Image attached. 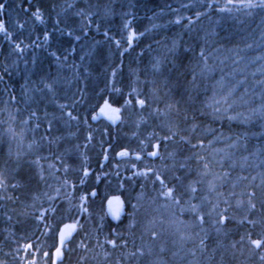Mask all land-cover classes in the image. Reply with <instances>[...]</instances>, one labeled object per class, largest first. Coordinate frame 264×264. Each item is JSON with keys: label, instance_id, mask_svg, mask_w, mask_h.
Here are the masks:
<instances>
[{"label": "trees", "instance_id": "trees-1", "mask_svg": "<svg viewBox=\"0 0 264 264\" xmlns=\"http://www.w3.org/2000/svg\"><path fill=\"white\" fill-rule=\"evenodd\" d=\"M225 2L0 0V264H51L43 253L69 218L78 229L57 264H261L264 249L233 244L264 234V9L220 11ZM106 99L121 108L117 127L92 119ZM26 124L39 131L26 140L35 147L7 143ZM156 174L179 205L158 207L166 188ZM109 196L125 202L117 220Z\"/></svg>", "mask_w": 264, "mask_h": 264}, {"label": "snow or ice", "instance_id": "snow-or-ice-1", "mask_svg": "<svg viewBox=\"0 0 264 264\" xmlns=\"http://www.w3.org/2000/svg\"><path fill=\"white\" fill-rule=\"evenodd\" d=\"M5 8V4H0V12L3 11V9ZM233 8H236L237 10L240 9H254V8H261L264 9V0H226L225 5L223 8L220 9V11H228L231 12ZM24 11H27V9H24ZM33 15H35L36 19L39 20L40 19V15H39V10L37 9V11L35 13H33ZM197 15H199V13H197ZM177 23H179V20H177ZM21 27H23V25H21ZM125 27H128L127 24H125ZM0 32H4L6 36H8V32L6 29V24L3 20H0ZM134 33H130L128 36V43L129 45H131L132 43V39H133ZM45 39H47V35H45ZM118 46H119V42H117ZM248 47H251V45H247ZM16 47L19 49L20 45L17 44ZM201 55H203V53H201ZM257 59H260V57H258ZM113 75H115V73H113ZM260 83L264 84V81H261ZM231 93H228L227 96L223 97V100L225 103L228 102V96H230ZM125 105H129L132 103L131 100H125ZM136 104H138L141 108L144 107L146 101L144 99H137L135 101ZM217 104L220 103V101H216ZM229 107H231V105L229 104ZM108 110V112H106L105 110ZM101 114H105L107 115V118L109 120H112L113 122H115L116 120H119L120 117V113H121V108L120 107H112V105L109 103V101L106 99L104 100V104L103 106L100 107L99 109ZM215 111H220L219 108H216ZM110 113V114H109ZM34 115V113H33ZM69 117H71L72 119H76L75 116H72V113H68ZM97 117L96 115L92 116V119L95 120ZM229 119H234V117H229ZM171 137H164L163 139H170ZM89 139H91V136H89ZM143 143V142H142ZM193 147H195V145H193ZM152 148L154 149L153 151L148 152L147 154L149 156L155 157L158 155V148H159V144H153ZM119 156H127L128 152L127 151H121L120 153H118ZM141 157L139 155H137L136 159H140ZM200 159H203L202 157H200ZM133 167H135V165H133ZM183 167V166H182ZM209 166L206 163L204 165V168L207 169ZM149 171H151L149 169ZM205 175L207 173H204ZM85 175H87V171H85ZM155 179L157 181L160 182L162 188H166V191H162L161 195L166 197L167 199L173 200L177 205L180 204V198L179 196H177L176 193V188L175 187H167L165 185V181L161 178V176L159 174L155 175ZM176 180H179L180 177H175ZM241 179H247L246 177H242ZM253 179H255V177H253ZM3 184V181L0 180V185ZM215 185L212 184L211 182H209V189L212 190L214 189ZM58 191V190H57ZM190 191L192 193H195L197 191V189L195 187H191L190 186ZM93 195H96L95 192L92 193ZM249 196V206L250 208H255V204L252 203V198L256 196V193L253 192H249L248 193ZM81 199L83 200L84 197H81ZM113 201H116L120 207H123V202L120 201L119 197H112L111 199L108 200V209L109 212L112 214V216L114 218H118L119 214H120V209H117L115 211H113L112 209V204ZM136 206L133 205V208H135ZM192 211L196 212L198 206L197 205H192L191 206ZM55 211V209H54ZM81 211H87L86 208H81ZM201 223H203V217L202 216H198L197 217ZM226 219V217L221 216L220 217V223H223L224 220ZM249 223L255 225V221H248ZM79 224V221H76L72 224L69 223H63V226H59L57 225V236H58V242L54 243L52 247H54L55 251L51 252L50 251H45L43 253L44 257H49L51 259V264H57V261L60 260V258L63 256V249L66 246V241L68 240L69 237L72 236V232L75 231V229L77 228ZM71 230V231H70ZM152 236L155 237L156 233L153 232ZM244 237H241V240L243 241ZM248 242L251 246H253L254 249L260 250V249H264V234L259 235L257 238H252V234L249 233L248 234ZM107 243L111 244L113 247H115V241L113 240H109L107 241ZM33 247L32 244H25L24 245V249L25 251H29L31 250ZM259 260L261 262V264H264V252H262L259 255ZM26 264H38V261L33 259L31 261H27Z\"/></svg>", "mask_w": 264, "mask_h": 264}, {"label": "rangeland", "instance_id": "rangeland-1", "mask_svg": "<svg viewBox=\"0 0 264 264\" xmlns=\"http://www.w3.org/2000/svg\"><path fill=\"white\" fill-rule=\"evenodd\" d=\"M112 1H115V0H112ZM64 11H65V9H63ZM62 10V11H63ZM102 10V12H104V8H102L101 9ZM89 13H87L89 16H91V18H95V19H98V17H97V12L98 13H100V10L99 11H97L96 10V7H92V9H90L89 11H88ZM106 14H109V13H102L101 15H106ZM96 15V16H95ZM100 17V16H99ZM89 26H86V27H84V29L85 30H87V28H88ZM89 33H90V30L88 29L87 30ZM96 32V30L95 29H93V33H95ZM40 45V46H39ZM34 46H35V48L37 49L35 52H37V53H39V52H45V50L42 48V46H41V44H38L37 42L34 44ZM40 47H41V51H40ZM85 47V51H87L88 50V47H89V49H90V47H91V44H87L86 43V45L84 46ZM28 97H29V95H28ZM101 106H103V104L102 105H100L99 107H98V109L96 110V112L94 113V114H92V116L93 115H96V119L95 120H97L98 122H101V121H103V122H105V123H111L112 125H114V127H117V125L120 123V121H121V118L119 119V120H116L115 122H113L112 120H109L108 118H107V115H105V114H101L100 113V111H99V109H100V107ZM112 107H114V106H112ZM106 112H108V110L106 109L105 110ZM110 114V113H109ZM120 117H121V113H120ZM42 118H44V117H41V120H42ZM25 122V121H24ZM45 123V125L46 124H48L47 123V121H45L44 122ZM27 124H29V122H28V120H27ZM27 124L25 125V127H24V132L22 131V132H19V130H15V129H12L11 130V132L9 131V132H7L6 133V141H7V143H10V144H12L13 142H16V144H20V146L22 145V146H26V147H28V148H33V147H35V140L34 141H32L31 143H29V141L27 142L26 140L29 138V135H35V134H38L39 133V131H37V130H34V128H29V127H27ZM35 126H36V123L34 124ZM79 129V128H78ZM74 130H76V128L74 129ZM73 134H75V132H73ZM4 139V140H5ZM29 140H30V138H29ZM42 141H43V143H44V145H45V148H42V149H47L46 148V145H47V143H46V141L44 140V139H42ZM41 143L42 142H40V146H41ZM15 144V145H16ZM25 147V148H26ZM39 148V147H38ZM13 149V148H12ZM36 149V148H35ZM26 152H27V150L26 149H24ZM128 155H130V154H128ZM141 158H142V155H139ZM123 158H125V157H128V156H122ZM136 157H137V155H135L133 158L134 159H136ZM159 157V155H157V156H155V157H152L151 156V158H153V160L154 159H157ZM140 158V159H141ZM140 161V160H139ZM142 171H136V173H141ZM53 173H55V172H53ZM134 173H135V171H134ZM54 178H55V176H54ZM61 191H60V193L62 192V193H65L67 196H70V194H71V189H68L67 190V188L66 187H64V186H62L61 188H59ZM81 197H84V199L82 200L81 198L78 200V198H79V196L78 197H76V200H77V202H76V205H75V207H77L78 206V212H85V211H81V208H86L87 207V202H86V198H85V196H81ZM115 197H118V196H115ZM112 198V196H109L106 200V202L104 203V209H105V212H106V215L110 218V219H118V218H114L113 216H112V214L109 212V209H108V200L109 199H111ZM161 198V204L159 203L158 204V207H160L161 205L162 206H164V204H167V201H166V197H160ZM71 200V199H70ZM41 201H42V199H41ZM38 202V200H36V199H33V205H34V207H35V209H38V207L39 206H42V202ZM120 201H122L123 202V207L121 208L120 207V205L116 202V201H113V204H112V209H113V211H115V210H117V209H120V214H119V216L118 217H120L121 215H123V213L125 212V210H126V207H125V202H124V200L123 199H120ZM64 202V201H63ZM36 204V205H35ZM69 204H72L73 205V203H71V201L70 202H66V206L67 205H69ZM78 204V205H77ZM43 207V206H42ZM75 207H74V209H75ZM131 207V206H130ZM37 212H34V213H32V215L34 214H36ZM39 214H42L41 212H39L38 211V215ZM78 215H80V214H78ZM160 216H161V214H159ZM257 220H259V219H257ZM74 222H76V220L74 219V218H69L68 220H66L65 221V223H69V224H72V223H74ZM257 228V227H256ZM78 229V226H77V228L75 229V231ZM258 230V229H257ZM241 237H243V236H241ZM241 237L239 238V240H241ZM226 243V242H225ZM229 245V243H226V246H228ZM234 245V249H237V250H239L240 252H238V253H244V254H246V253H250V254H252L253 252H254V248H253V246H251L250 244H249V242H248V239H246L245 237H244V239H243V241L241 240V241H237L236 243H234L233 244ZM244 251V252H243ZM261 263V262H260Z\"/></svg>", "mask_w": 264, "mask_h": 264}, {"label": "water", "instance_id": "water-1", "mask_svg": "<svg viewBox=\"0 0 264 264\" xmlns=\"http://www.w3.org/2000/svg\"><path fill=\"white\" fill-rule=\"evenodd\" d=\"M71 231V230H70Z\"/></svg>", "mask_w": 264, "mask_h": 264}]
</instances>
